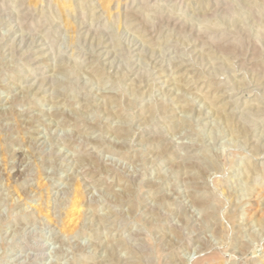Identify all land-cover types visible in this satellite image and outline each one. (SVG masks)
I'll return each mask as SVG.
<instances>
[{
	"label": "rangeland",
	"instance_id": "374dc122",
	"mask_svg": "<svg viewBox=\"0 0 264 264\" xmlns=\"http://www.w3.org/2000/svg\"><path fill=\"white\" fill-rule=\"evenodd\" d=\"M200 261L264 264V0H0V264Z\"/></svg>",
	"mask_w": 264,
	"mask_h": 264
},
{
	"label": "bare ground",
	"instance_id": "6f19581e",
	"mask_svg": "<svg viewBox=\"0 0 264 264\" xmlns=\"http://www.w3.org/2000/svg\"><path fill=\"white\" fill-rule=\"evenodd\" d=\"M103 1H104V0H103ZM108 1H109V0H108ZM109 3H110V2H109ZM118 6H119V5H118ZM109 7H110V6H109ZM105 8H107V11H108L109 13H111L110 11H112V10H111L110 8H108V4H106ZM117 8H118V7H117ZM119 10H120V9H119ZM149 11H150V10H149ZM111 14H112V13H111ZM131 14H132V13H131ZM111 18H112V17H111ZM212 41H213V40H212ZM218 44H219V43H218ZM217 47H218V46H217ZM225 47H226V46H225ZM219 48H220V47H219ZM224 49H225V48H224ZM224 49H223V50H224ZM227 50H228V49H227ZM77 203H78V202H77ZM78 208H79V207H78ZM76 209H77V208H76ZM80 212H81V211L77 209L75 213L77 214V213H80ZM82 213H83V212H82ZM76 214H75V215H76ZM201 263H203V262H201V261L198 262V264H201Z\"/></svg>",
	"mask_w": 264,
	"mask_h": 264
}]
</instances>
